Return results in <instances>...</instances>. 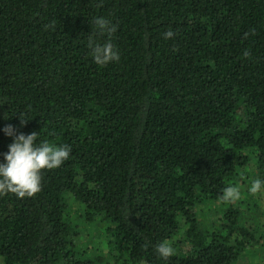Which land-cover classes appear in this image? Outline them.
Masks as SVG:
<instances>
[{
    "label": "trees",
    "instance_id": "1",
    "mask_svg": "<svg viewBox=\"0 0 264 264\" xmlns=\"http://www.w3.org/2000/svg\"><path fill=\"white\" fill-rule=\"evenodd\" d=\"M8 125L71 153L0 194V264H235L259 240L249 191L222 195L264 180V0H0V161Z\"/></svg>",
    "mask_w": 264,
    "mask_h": 264
},
{
    "label": "clouds",
    "instance_id": "2",
    "mask_svg": "<svg viewBox=\"0 0 264 264\" xmlns=\"http://www.w3.org/2000/svg\"><path fill=\"white\" fill-rule=\"evenodd\" d=\"M92 23L98 33L107 34L109 37L103 43L89 37L88 46L94 63L103 67L118 61L119 50L111 42V36L116 31L115 25L105 17H97ZM173 36L172 30L164 33L166 39ZM243 55L248 57L250 53L245 51ZM25 121L22 119L21 124L23 125ZM2 131L6 136L12 137V142L8 145V151L3 154V160L0 161V194L11 192L18 197L32 196L40 191L42 170L59 168L70 157L69 145L51 144L47 140L38 143L37 132L17 133L12 125L4 127ZM248 191L253 195L264 191V180L254 179ZM239 198L240 190L237 186L229 185L223 189V200L234 201ZM155 251L165 259L174 253L172 246L164 241L156 246Z\"/></svg>",
    "mask_w": 264,
    "mask_h": 264
},
{
    "label": "rangeland",
    "instance_id": "3",
    "mask_svg": "<svg viewBox=\"0 0 264 264\" xmlns=\"http://www.w3.org/2000/svg\"><path fill=\"white\" fill-rule=\"evenodd\" d=\"M251 176L253 175V169H249ZM251 185V184H250ZM250 185H247L250 187ZM248 188L241 187L240 192L247 193ZM247 196L250 198L248 201L249 205L254 203H258V217H259V223H258V236L259 240L258 242L253 246L254 248H251L249 250H246L238 261L235 264H264V191L257 193L255 195L251 194L250 192L247 194ZM258 200V201H257ZM209 218V217H208ZM215 219L216 216L212 214L210 216V219ZM88 236H86L85 240H83L84 247L88 246L91 251H97L96 249H102L104 247L103 241L106 239V233L104 232L103 226L92 224L89 225L88 228Z\"/></svg>",
    "mask_w": 264,
    "mask_h": 264
}]
</instances>
